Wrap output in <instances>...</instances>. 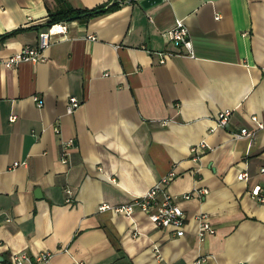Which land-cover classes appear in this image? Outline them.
Here are the masks:
<instances>
[{"label": "crops", "instance_id": "obj_1", "mask_svg": "<svg viewBox=\"0 0 264 264\" xmlns=\"http://www.w3.org/2000/svg\"><path fill=\"white\" fill-rule=\"evenodd\" d=\"M54 7L0 0V55L35 44ZM104 8L67 19L41 60L0 65V264L16 251L50 252L43 264H195L198 256H206L200 264H264V200L249 194L264 185V127L231 135L254 129L253 114L264 120V0ZM176 19L192 55L167 38ZM158 50L172 53L158 62ZM72 95L81 102L67 112ZM225 107L228 126L212 129ZM199 142L206 146L195 158ZM170 170L163 188L183 210V235L138 209L131 217L99 209L129 202ZM199 213L215 227L203 238Z\"/></svg>", "mask_w": 264, "mask_h": 264}, {"label": "built area", "instance_id": "obj_2", "mask_svg": "<svg viewBox=\"0 0 264 264\" xmlns=\"http://www.w3.org/2000/svg\"><path fill=\"white\" fill-rule=\"evenodd\" d=\"M66 20H58L50 23L46 28L39 30L37 35V42L35 44H24L19 50L8 55H0V65L5 67L14 66L22 61H38L43 58L42 50L51 42V35L53 33H64L66 31ZM169 41H173L175 44L184 47L186 54L192 55V44L188 34V29L185 23L181 19H176L175 24L172 28L166 32ZM89 38H95L94 35H87ZM159 55L158 62H164V56L168 53L163 50L156 51ZM36 98V97H34ZM80 99L72 95L68 99L67 112L72 110L80 104ZM41 105V101L38 102ZM232 109L229 107L221 108L217 111L214 119V127H227L229 124L230 115ZM16 115L11 113L9 120H15ZM251 120L255 124L254 129H249L246 126H241L238 131H232L231 135L233 138L239 137H251L255 134L257 129L264 127V120L260 119L256 114L250 116ZM66 146L72 144V140L69 139L64 143ZM204 142H199L196 145L190 147L193 156L196 158L201 153V149L205 148ZM62 161H67L66 149L62 151ZM24 163L19 161H13L10 168L16 167L17 165ZM261 172H264V166L260 168ZM176 175L174 170H170L167 174L163 175L159 181L147 189L144 193L136 195L129 202L119 204L116 206L102 203L99 205V209L111 208L115 212L124 215L125 217H131L133 212L138 209L143 211L147 217L158 227L171 229L175 235H183L184 230V215L181 206L175 197L168 194L164 190V186L169 180ZM239 179L247 178V172L242 171L238 173ZM70 193V189H66ZM203 190H193L190 193H184L183 198L189 197L192 193L200 194ZM161 192L162 197H158V193ZM251 197L257 200H264V185L256 184L249 189ZM66 200H70L66 198ZM197 219V236L199 238L205 237L207 234L214 233L215 227L208 221L205 214L199 213L196 215ZM51 253L48 251L39 252L30 256L25 251L12 252L8 256L10 264H43L47 261ZM206 260V256H198L194 260L195 264H200ZM76 264H82L81 261H76Z\"/></svg>", "mask_w": 264, "mask_h": 264}, {"label": "trees", "instance_id": "obj_3", "mask_svg": "<svg viewBox=\"0 0 264 264\" xmlns=\"http://www.w3.org/2000/svg\"><path fill=\"white\" fill-rule=\"evenodd\" d=\"M111 1L93 7L78 8L72 6L68 0H55L54 9H50V8L48 9V20L46 21L45 25L47 26L50 23L58 20H67L69 18L78 15H84L88 17L99 13L101 11L100 9L104 7H105L104 10H114L118 8L120 3L124 2L125 0H113L112 2ZM128 1H133V0H128ZM16 30L18 29H14L12 30V32H15Z\"/></svg>", "mask_w": 264, "mask_h": 264}, {"label": "water", "instance_id": "obj_4", "mask_svg": "<svg viewBox=\"0 0 264 264\" xmlns=\"http://www.w3.org/2000/svg\"><path fill=\"white\" fill-rule=\"evenodd\" d=\"M113 1V0H112ZM111 1V2H112ZM159 1H161V0H140V4L143 6V7H148V6H150V5H152V4H154V3H157V2H159ZM103 8H101L100 10H102ZM37 194H39V189L38 188H36L35 189V195H37Z\"/></svg>", "mask_w": 264, "mask_h": 264}]
</instances>
